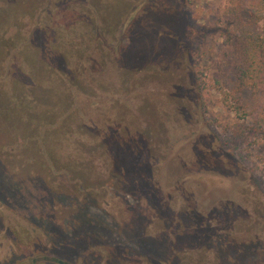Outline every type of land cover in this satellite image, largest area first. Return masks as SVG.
<instances>
[{"label": "trees", "instance_id": "obj_1", "mask_svg": "<svg viewBox=\"0 0 264 264\" xmlns=\"http://www.w3.org/2000/svg\"><path fill=\"white\" fill-rule=\"evenodd\" d=\"M111 1L86 0L85 8L76 15V22L86 23L89 29L76 32L75 38L66 44L69 38H64L51 19L58 8L74 5V0H0V63L6 71L0 76V128L3 130L0 197L6 195L7 187L2 182L9 179L10 165L19 164L18 171L34 168L28 174L34 172L46 198L58 196L62 202L76 201L78 204L73 207L76 211L71 214L75 225L68 235L74 243L61 249L65 255L76 248L88 250L102 235L117 239V234H121L128 241L123 250L120 247L115 250L127 251L129 256V250L135 254L138 250L146 251V259L152 264H213L210 258L216 259V264H240L253 255L262 260L264 194L257 196L251 186L242 187L235 194L226 196L225 192L217 195L219 199L200 206L187 182L193 178L200 180L201 176L192 171L173 174L165 167L166 161L175 157V161L179 159L181 166L188 168L184 155L189 152L198 162L203 164L209 160L211 164L213 157L220 158L216 156L217 150L224 148L234 155L238 145L242 151L250 148L253 139L264 140V0H226L221 23L215 25L223 38V48L215 63L211 90L221 95L226 109L240 114L227 121L223 129L225 141L218 134L217 141L211 137L200 138L201 128L194 125L188 132L186 128L175 129L169 122L161 121V115L166 112L153 111L145 103L146 96L135 89L141 87L139 80L130 83L127 77V72L132 75L133 67L142 65L138 61L143 60L144 49L136 48L135 35L126 42L121 32L134 20L141 5L134 2L125 20L124 13L116 12L110 21V16L101 8L104 2ZM121 1H125L124 8L128 9L131 0ZM113 23L120 25L121 36L114 48L116 60L124 70L118 87L130 89L124 92L106 82L93 86L91 76L86 73L89 67L86 52L88 55L91 51L100 52V39L95 33ZM64 44L70 46L69 52ZM135 61L137 64L131 66ZM196 82L193 79L190 85L177 83L173 95L166 100L171 104L177 102L178 108H183L178 109L182 120L198 119L211 129L216 112L209 107L214 98L206 100ZM100 100L110 106V111L105 113L108 122L102 125L93 122L96 115L86 111L59 109L62 103H69L71 107L77 103L93 106L103 104ZM189 101L195 103V110L186 106ZM14 136H22L24 143L13 153L4 151L7 143L15 140ZM55 140L70 147L59 166L57 155L66 152L53 146ZM180 146L187 149L183 152ZM24 147L30 150L28 157L20 150ZM239 153L247 161V156ZM13 155L8 164L6 158ZM96 160L101 164L96 165ZM206 166L209 165L203 167ZM219 168V174L212 171L202 179L212 182L234 179L229 175V165ZM251 169L264 174V162L263 166ZM119 196L135 198V204L125 201L128 211H133L140 220L136 226L131 223L122 228L118 220L102 224L91 219L103 221L102 216L90 211L93 207L105 210L104 206ZM240 196L246 205L239 202ZM146 205L152 207V214L143 213ZM148 233L151 241L145 240ZM256 262L253 260V264H260Z\"/></svg>", "mask_w": 264, "mask_h": 264}, {"label": "rangeland", "instance_id": "obj_2", "mask_svg": "<svg viewBox=\"0 0 264 264\" xmlns=\"http://www.w3.org/2000/svg\"><path fill=\"white\" fill-rule=\"evenodd\" d=\"M74 2V5L58 8L51 19V22L59 27L64 38H69L66 44L71 41L70 39L75 38L76 32H85L86 29H89L86 23L76 22V15L85 8L83 3L86 0H81V2L74 0ZM134 2H139L141 8L130 25L121 32L126 42L129 41V38L133 39L132 35H135L136 48H143L144 53L142 54L143 60L138 61V64L142 65L139 68L133 67L131 76L127 72L130 83L132 80H139L138 82L141 87H136L135 89L141 90L146 96L147 101L145 103L150 106V109L157 112H166L161 115L163 118L161 121L165 120V122H169L175 129L186 128L187 131L185 132H188V129H192V125H194L201 128L200 135L202 136L200 138L205 139L204 136L211 137L214 141H217L218 134V136L221 135L219 136L220 139L222 138L221 140L225 141L226 135H224L223 129L227 121L231 122L234 118L240 116L235 110L229 111L226 109V106L221 101V95L215 89L211 90L215 63L223 48V38L215 29V25L221 23L220 16L226 0H131V3H128V9L124 8L125 1L113 0L107 4L104 2L101 11L110 16V21H113L111 18L116 12L120 14L124 13L123 18L125 20ZM119 27L116 23H113L112 26L95 33L100 39V45L98 46L100 52L91 51L90 55H88V51L86 52L87 56L85 57H87L89 62L86 73L88 72L91 76L90 79L93 81V86H99L103 84L102 82H106L115 85V89H121L124 92V90L130 89L125 88V86L118 87L123 78L124 70L120 68L116 60L117 56L115 57L114 48L117 43L116 41L121 36ZM66 44L63 47L66 49V52H69L71 48L69 45L66 46ZM101 54L104 58L100 56ZM70 64H73V62H70ZM135 64H137L136 61L131 66ZM8 70H11V65H9ZM5 72L0 63V76L4 75ZM193 79L197 81V85L199 83V93L205 95L206 100L209 97L214 98L213 104L209 107L210 110L214 109L216 112L214 126L211 129H208L204 122L200 124L198 119H193L191 122H187L185 119V121L182 120L183 117L178 109L183 108H178L177 102L171 104L166 100L169 95H173L175 85H190ZM152 85L155 87H152ZM65 88L69 87L66 86ZM97 91L98 89L93 91V93ZM189 100L192 101V97ZM100 101L103 102V100ZM191 101L187 102L186 106L191 110H195V103ZM69 105V103H62L58 107L59 109L70 108V110H77L78 112L86 111L89 114L96 115V121L93 122L100 125L108 122V117L105 116V113L110 111V106L105 104V102L93 106L86 103H82V105L77 103L73 107ZM207 117L210 118L209 116ZM2 131V128H0V135ZM14 138L15 140L7 143V148L4 151L13 153V151H18L19 144L24 143L22 136L20 138L14 136ZM64 144L66 143L60 140H55V143L53 142V146L57 150L59 148L66 152L64 154V151H61L57 155L59 163H56V165L58 166L62 165V162L66 159V154L70 151V147L68 148V145L65 147ZM180 147L183 152L187 149L182 146ZM30 149H32V146ZM45 149L46 145L43 146V150ZM236 149V154L234 155L232 152V154L225 152L224 148L223 152L217 150L220 154L216 151V156L220 158L215 159L213 157L211 164L209 160L203 164L198 162L193 156H190L192 152H189L184 155L187 158L185 160H187L188 168L187 166L185 168L181 166L179 159L175 161V157L168 162L166 161L165 168L167 172L173 174H187L189 171H192L201 176L200 180L193 178L187 182V187L196 195L195 198L198 200V205L200 206L208 201L211 203L219 199L217 195L220 196L225 192L226 196L231 195L230 193L235 194V191L248 186L252 187L251 189L253 190L251 191H254L257 196L259 194L262 196L264 194L263 171H253L251 168L259 165L263 166L264 140L260 138L253 139V144H251L250 148H245L241 151L238 145ZM20 150L24 157L30 155V150L28 151L27 147H24V149L20 148ZM239 152L247 156L248 162L243 159L244 157ZM14 156L6 158L9 161L8 164L11 163L10 159ZM98 160L94 162L96 165L101 164ZM248 163L251 164L250 168L247 166ZM223 164L229 165V175L232 178L234 177V179L227 180L226 182H212L205 178L202 179L203 176L211 174L212 171L219 174V167ZM18 165L15 167L10 165V172L7 174L9 175V179L6 178L2 182L7 188L4 189L6 195L0 197V204L3 201L6 207L0 208V235H2L0 242L5 245L10 244L9 240L3 237L4 231L2 230L6 226L1 225V222L4 223L2 219L8 221L10 218L14 219L16 217V220L21 222H17V231L14 233L16 239L19 241L16 242L17 247H12V249H17L19 252L25 251V249L37 250L42 248H49L50 250L59 249L61 251L65 246L70 247V244L74 243V240L71 237L68 238V235L70 236V230L75 225L71 214L76 211L73 207L77 202H65V200L62 202L58 196L51 199L46 198L36 183V177L33 176L34 172L28 174L29 170H33L34 168L18 171L16 169ZM204 165L209 166L204 168ZM207 167H213V169L211 170ZM235 180H238V182L234 183L233 181ZM235 184H237V188H235ZM124 197L119 196L113 198V200L111 199L110 205L104 206L105 210L100 207H93L90 212L93 215L102 216L104 220L101 221L99 218L91 219L96 222L99 221L102 224H105V222L115 223L118 220L122 228L128 227V224L130 226L131 223L136 226L140 220L134 216L135 213L133 211H128L126 205L128 202L135 204L136 200L132 196H129V198L127 196L126 198ZM242 199L243 196H240L239 202L246 205ZM142 210L146 215L153 213L151 212L152 207L148 205L143 206ZM102 229L105 231L103 227ZM146 235L145 240L151 241L152 236L149 233ZM127 241L121 234H117V239L113 236L105 237V235H102L100 241L91 243L90 250L83 251L76 248V250H71L66 256L73 257L74 254H81L80 251L88 252L89 254L83 257L80 264H152L146 259V251L138 250L135 254L129 250V256L128 253L126 255L127 251L115 250L119 247L123 250ZM5 250L6 248H0V258H5ZM131 254H134V256L131 257ZM253 260H258L260 264H264V257L262 260H259L256 258V255L248 257V260L241 261L240 264H253ZM210 261L213 264L217 263L216 259L213 258H210Z\"/></svg>", "mask_w": 264, "mask_h": 264}, {"label": "flooded vegetation", "instance_id": "obj_3", "mask_svg": "<svg viewBox=\"0 0 264 264\" xmlns=\"http://www.w3.org/2000/svg\"><path fill=\"white\" fill-rule=\"evenodd\" d=\"M5 207V205L2 203L0 204V208ZM6 208V207H5ZM3 222H1L2 226H6L2 231L3 237L8 239L10 244L5 245L4 243L0 242V248H6L4 251L5 258H0V264H80L83 257H86L88 252L80 251L81 254H74L73 257L66 256L64 251L53 250V249H25V251L19 252L17 249H12V247L16 248L19 240L16 239V236L14 233H16L17 228L16 224L17 221L16 217L14 219L5 220L2 219ZM21 223V222H20ZM2 235H0L1 237ZM1 240V239H0ZM28 245V244H27ZM27 247V246H26ZM28 248V247H27Z\"/></svg>", "mask_w": 264, "mask_h": 264}]
</instances>
